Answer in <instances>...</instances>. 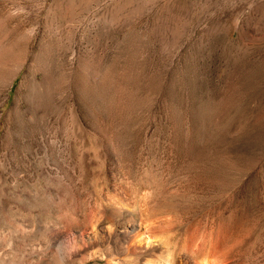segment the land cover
Listing matches in <instances>:
<instances>
[{
  "label": "rangeland",
  "instance_id": "rangeland-1",
  "mask_svg": "<svg viewBox=\"0 0 264 264\" xmlns=\"http://www.w3.org/2000/svg\"><path fill=\"white\" fill-rule=\"evenodd\" d=\"M116 204L264 264V0H0V264Z\"/></svg>",
  "mask_w": 264,
  "mask_h": 264
},
{
  "label": "bare ground",
  "instance_id": "bare-ground-1",
  "mask_svg": "<svg viewBox=\"0 0 264 264\" xmlns=\"http://www.w3.org/2000/svg\"><path fill=\"white\" fill-rule=\"evenodd\" d=\"M132 206H111L103 224L92 223L82 232L74 234L71 241L62 237L64 230L54 225L49 227L51 236L47 245L55 248L56 252L50 260H67L79 254L76 264H86L91 259H103L104 264H187L188 259L180 254L181 251L169 249L167 240L151 224V209L136 210ZM223 244L221 238L205 252L200 251V245L184 244V251L190 254L191 264H229Z\"/></svg>",
  "mask_w": 264,
  "mask_h": 264
}]
</instances>
